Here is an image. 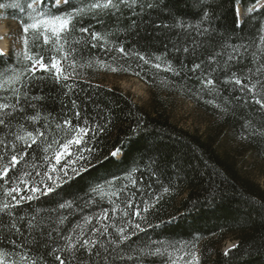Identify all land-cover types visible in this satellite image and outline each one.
<instances>
[{"label": "trees", "instance_id": "16d2710c", "mask_svg": "<svg viewBox=\"0 0 264 264\" xmlns=\"http://www.w3.org/2000/svg\"><path fill=\"white\" fill-rule=\"evenodd\" d=\"M255 1L114 0L117 8L88 11L97 0H44L57 15L86 11L59 41L45 44L30 29L19 55H0V104L10 105L0 110L8 121L0 168L23 157L0 179V206L9 205L0 211V264H58L56 255L71 264H176L194 255L199 264H264V188L214 144L227 133L264 165V110L255 103L264 99V6L241 19L236 12ZM30 3L0 0L21 27L32 22ZM41 57L47 70L29 71ZM14 72L20 79L9 81ZM111 72L190 100L211 119L207 136L171 123L161 102L149 112L102 85ZM81 128L82 142L57 164L55 153ZM85 239L91 255L80 248ZM227 239L236 247L221 252Z\"/></svg>", "mask_w": 264, "mask_h": 264}, {"label": "rangeland", "instance_id": "374dc122", "mask_svg": "<svg viewBox=\"0 0 264 264\" xmlns=\"http://www.w3.org/2000/svg\"><path fill=\"white\" fill-rule=\"evenodd\" d=\"M263 6L264 4L260 7L252 4L246 10H249L247 11L248 13ZM237 9L239 11V16H237L241 19L246 10H243L241 6H237ZM3 10V7L0 6V47L2 48H0V53L4 55L12 53L17 56L23 48V27L15 21L7 19ZM100 82L104 86L115 88L126 94L134 103L149 112H155L156 104L161 102L162 112L171 123L202 137H206L208 134L211 119L188 99L177 95L167 96L157 91H151L139 79L126 75H117L114 72L101 75ZM214 144L219 151L229 155L236 162L241 172L264 188V165L259 163L250 153L240 148L238 149L237 143L230 135L224 133L219 137H215ZM234 245V241L227 239L221 244L220 251L224 252ZM176 264H199V262L197 256L194 255L193 259L187 262H176Z\"/></svg>", "mask_w": 264, "mask_h": 264}, {"label": "snow or ice", "instance_id": "6c2138e0", "mask_svg": "<svg viewBox=\"0 0 264 264\" xmlns=\"http://www.w3.org/2000/svg\"><path fill=\"white\" fill-rule=\"evenodd\" d=\"M121 3H125L126 0H120ZM136 0H132V3H135ZM53 3L55 4L56 7H60L63 4H67L69 3V0H53ZM236 3H239V0H236ZM44 4V0H31V3L28 5L29 11L31 13H33V15H31L29 17V19L32 21L31 23H23V33L27 34L29 32L30 29L32 30H37L38 32H42L43 33V41L45 44H47L49 42L50 36L52 38H54L56 41H59L61 39V37L66 34L69 33L73 28H74V21L76 20L77 17L83 15L86 11L85 8L83 7H79V8H74L73 10L61 14V15H57L54 14L51 11H46L43 7ZM118 5L116 3H114V0H106V2L104 3H100L95 2L92 3L88 6V11L94 10V9H108V8H117ZM149 7H152V5H149ZM246 10V14H247ZM237 15L239 16V11L237 9ZM205 18H207V13H205ZM80 31L82 33H88L89 29L87 28H80ZM92 38L93 39H97L98 34L96 33H91ZM25 45H27V39L25 38L24 40ZM185 51H187V49H184ZM121 52L124 51L123 48L120 49ZM0 55H3V53H0ZM29 60H31V57H26ZM140 59L145 60V58L143 56L140 57ZM145 63H147V60H145ZM37 65L44 70H47V65H45L43 63V58H39L37 60H35L32 64V68L29 69V71L34 72L35 68L37 67ZM52 68L55 69L56 71V76L59 79V77L61 76L63 69L61 67L58 66L57 62L55 61V59H53L52 62ZM157 68L160 67L159 64L156 65ZM200 68V65L197 64L194 66V69ZM113 71H116V69H112ZM233 76L235 77V74H233ZM68 77L65 76L64 79H67ZM20 79V74L17 73H13L10 77H9V81H13V80H19ZM234 83L237 85H243L244 81L240 78H235L234 79ZM207 84L208 85H213L214 84V80L212 79H208L207 80ZM255 87V86H253ZM249 91H252V89H249ZM18 102V101H17ZM256 104H258L262 110H264V99H257L255 101ZM10 105L8 104H0V110L3 109H7L9 108ZM11 107H15V105H12ZM5 115H10L8 113H6ZM37 117H31L30 119L35 120ZM8 123L7 120H5L3 117H0V125H6ZM66 124H69L70 122L65 121ZM59 127V126H58ZM74 131H76V135L73 136L71 139H68L65 143H63L60 147L61 150L57 151L55 153V161L57 164L60 163V160L62 158V156L64 154H66L68 152L69 146L72 144H77L79 145L82 141H81V135L82 134H86L88 132V129H74ZM27 138H31L32 139V143L35 144V136L33 135L32 132H27ZM39 135H44V133H39ZM17 139H21V140H25V137H21V136H17ZM25 142L27 143V141L25 140ZM29 147L31 145H28ZM113 156L117 155V152H113L112 153ZM81 159H83V157H80ZM20 159H23V157H20L18 159L17 155H12L11 156V161H10V165L11 167H15L19 162ZM11 167H9L8 165L4 166L3 168H0V179H3L4 177L8 176L9 171L11 170ZM55 170V169H54ZM73 171H76L75 169H73ZM65 175H67V172L65 173ZM16 189H11V191L8 192V195H11L12 192H15ZM32 191H37V189L33 188ZM49 191H51V188H49ZM165 191H167V189H165ZM13 199H15V197H13ZM28 199H32V197H28ZM17 203H19V201H17ZM64 205H61V207H63ZM9 205L8 204H4L2 206H0V211H3L5 209H8ZM12 228H16L15 224L11 225ZM137 227H139V225H137ZM121 232L123 230H120ZM127 237H124V239H126ZM69 243L67 245L68 248H74L75 245L72 244L71 242V238H67ZM94 247V243L92 241H89L87 239L83 240L82 242H80V248L84 249L85 251H87L90 255L93 254L92 250ZM236 247V246H233ZM231 251V250H229ZM96 255H99V253H95ZM229 253L226 252L225 255H228ZM56 261H58V264H71L70 261H67L66 259L62 258L59 255L55 256ZM33 264H35V262L33 261ZM80 264H87L86 261H80Z\"/></svg>", "mask_w": 264, "mask_h": 264}, {"label": "bare ground", "instance_id": "6f19581e", "mask_svg": "<svg viewBox=\"0 0 264 264\" xmlns=\"http://www.w3.org/2000/svg\"><path fill=\"white\" fill-rule=\"evenodd\" d=\"M257 1H259V0H256L255 1V3L254 4H256V6H261V5H263L264 4V0H260L259 2H257ZM257 2V3H256ZM1 48V47H0ZM2 49V48H1ZM1 49H0V51H1Z\"/></svg>", "mask_w": 264, "mask_h": 264}]
</instances>
